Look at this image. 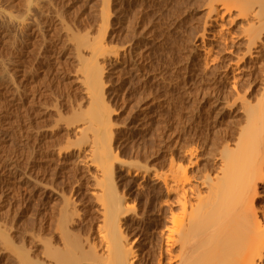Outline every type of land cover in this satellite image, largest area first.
<instances>
[{
  "label": "rangeland",
  "instance_id": "obj_1",
  "mask_svg": "<svg viewBox=\"0 0 264 264\" xmlns=\"http://www.w3.org/2000/svg\"><path fill=\"white\" fill-rule=\"evenodd\" d=\"M213 1L0 0V264L94 263L112 191L136 264L178 251L165 227L192 211H179L174 187L204 190L264 79V33L247 52L246 20L209 18ZM173 164L189 183L173 184Z\"/></svg>",
  "mask_w": 264,
  "mask_h": 264
},
{
  "label": "bare ground",
  "instance_id": "obj_2",
  "mask_svg": "<svg viewBox=\"0 0 264 264\" xmlns=\"http://www.w3.org/2000/svg\"><path fill=\"white\" fill-rule=\"evenodd\" d=\"M210 7L211 8L209 9V12H208L209 18L210 16H212L211 14L215 13L216 15L215 17H213L215 21L219 18L223 19L224 15H230L231 18L234 15L238 20L240 18L245 19L247 22V27L244 25L245 27H243L242 34L244 38L246 39L245 41H247V44H246L247 47L249 46V48L247 49V52L249 51V53H251V51L254 48L258 47L257 40L258 38H261L260 36H262V34L264 33V0H214L211 3ZM108 13H110V11ZM236 18H234L235 21L237 20ZM234 19L231 22V24L235 22ZM224 24H223V28H224ZM216 36H214V39L216 38ZM102 43L103 42L98 41V43L95 45V49L97 51H100L103 49L104 46L102 45ZM259 48L261 49L263 48L261 51H259L260 53H263L264 47H259ZM239 62L241 61L238 60V64ZM238 64L236 63V65ZM97 68L98 67L93 69L94 78H95V82L98 81L100 84V83H103V77L100 72V69L99 68L97 69ZM100 85H103V84H100ZM97 87L99 86L97 85L96 88ZM96 88L94 89V91L97 92L98 89L96 90ZM246 89H249V87L248 88L246 87ZM242 93L244 92L242 91ZM259 94H260V97H257L258 99L256 100L257 102L254 106L251 103L252 106L249 105L248 107L249 109L247 108V106L244 107L245 112H246V108L249 111V114H246L248 115L247 116L248 119L246 117L247 126H245L246 128H243L244 129L243 132L241 131L242 134L239 137L240 141H238L235 146L236 149L234 151L233 149L232 151L230 150V152L228 151V154H227L228 157L225 156V158H221V160L223 159V161L221 162V164H219L220 166L218 170L216 169L217 171L216 173L214 172L213 176H210L209 174V176H207L204 180H202L203 178L201 179L202 183L200 184L199 188L202 187V189H204L203 191L193 186H192L193 188L188 186L189 187V188L187 187L188 189L182 187L184 184L186 185L187 183H189V178L185 171L187 168L183 171L181 167H180L181 169L180 170L179 166H176L173 164L174 166L178 167V169L175 167L177 169V173L175 174L177 180L175 179L174 175L172 177L174 178L172 180H174V182L176 181L177 182L173 184L182 185L181 187L183 188L182 190L179 188L175 189L176 186L174 185L175 192L181 191L180 194L176 195L178 196V198L176 197L177 205L180 206L179 208H181L179 211L181 212L183 211V213H188L190 209L192 212L188 213V217L190 213L192 214L190 218L188 219L187 217L185 218L187 214H184L185 216L181 215L182 217L181 219L185 218L187 220V223L185 224L182 222L180 225L181 228H179L178 224L180 220L178 221L179 218H177V214H176L177 211L175 212L174 210L175 215L172 212V215H171L172 218H171V221H169L171 225L165 224L166 225L165 230L167 232L166 233L167 236L165 238L168 241L167 245H169L171 249L172 247H175V246L178 247V251L175 252L173 255L172 252L169 253L170 251L167 252L166 250H163V251H166V253H169L168 258H166L167 259L166 261L168 263H164L163 254H159L160 257L158 256L159 260L158 262L156 261L157 264H264V205H263L264 204V193L261 192V189H263L264 187V79L262 82L261 93ZM93 98H94V95H93ZM242 98L240 97L239 99H242ZM96 113H99V111ZM99 114L96 115L95 118H97ZM100 118L101 117H99L98 122L101 125L102 118L101 119ZM94 136L92 138H94ZM89 140H90V137H89ZM94 141L96 142V140ZM110 175H111L110 177L107 175H104V176L105 177L107 176L106 178L108 180L109 178L113 180L112 174ZM165 179H167V177ZM108 180L107 182L109 183L110 181ZM163 182L162 184H166L165 185L166 191L171 192V190H173L171 189L172 184L171 186H169L167 184L168 182L167 183H163ZM111 183L113 184V182ZM112 184H110L109 186L106 184V186L108 188L111 186L110 189L114 190L113 189L114 186L112 187ZM195 188L197 189L195 191L197 193L196 194L197 197L194 195L196 197V203L193 204L192 203L193 201L191 202L188 200V196H189L188 191L189 190L193 191L195 190ZM112 192L114 193V191ZM113 193H112V196H113ZM112 196L107 198V199L111 198L110 201L108 200V207H107L108 209H106L109 216H107V212H105L106 214L104 217H106L105 218L106 221L104 220L105 223L103 222V227L107 225L105 227L109 229L104 227L105 229L104 231L106 232L102 231L103 233L101 234L99 233L101 235L99 237L102 239V243H104L105 245V249H104L105 252L103 253H106V254L99 256L97 255V253L98 254L100 253L96 252L95 256L93 254V257L89 258V259H92V262H94V263L90 262V264H136L137 258L134 257L135 254L132 253L131 249L126 248V246H124V244L121 242L123 241L122 238H124L123 236H121L123 228L121 227L122 225L120 221L122 219L119 220L120 218L119 216H117V213L120 215L123 214L121 212L122 210L120 211V209L123 207L122 204H120L121 200L119 199L120 200L119 202V200H116L118 199V197L117 198L115 197L116 195L113 196V198ZM162 202L164 203V200H162ZM166 209H169V208L166 207ZM181 212H179V214ZM165 220L167 221V219ZM103 227H100V228L98 227V228L101 229ZM67 234L69 233L65 232V235ZM115 234H118V236ZM67 237H69V235L66 236V239ZM66 239L64 241H66ZM69 239L70 237L67 240L69 241ZM66 242H65V245H66ZM69 243H68V246L70 250L71 246L73 248L74 243L70 245ZM92 244H91V247H92ZM74 247L78 250L77 244H75ZM93 249H96V248L93 247ZM97 249L96 251H98ZM171 249L168 248V250H171ZM66 250L65 252L67 253ZM60 251L61 250H59L58 252ZM55 252L56 251H54V253ZM63 252L61 251L62 254L61 253L60 254L65 255L66 253L63 254ZM54 253L53 255H50L52 256V258L56 255ZM72 253H74V251ZM86 254L88 253L83 254V256H85ZM83 256L82 258H84ZM86 256H87L86 258H88V255ZM89 256H92V255H89ZM59 257L56 258L55 256V259L58 262L60 260ZM65 257L66 256H64L63 258ZM70 257H71V260H70ZM76 257L78 258L77 263H79L82 260L81 258L79 260V257L81 256L79 257L76 256ZM76 257L71 256V255L69 256V254L67 253V258L65 260L69 259L70 262L72 260L76 262L77 261ZM49 258L51 257H48V260ZM86 258H84V260ZM89 259L85 260V262L90 261ZM61 260H64V259L61 258ZM69 260H67V263H70L68 262ZM57 261H53V262L57 263ZM74 261L73 263L71 262L70 264H74ZM141 262L142 264H146L147 260L142 259Z\"/></svg>",
  "mask_w": 264,
  "mask_h": 264
}]
</instances>
